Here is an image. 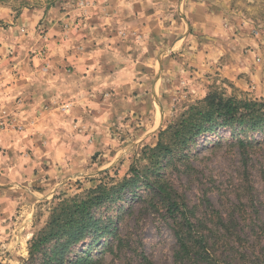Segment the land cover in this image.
Instances as JSON below:
<instances>
[{
  "label": "rangeland",
  "instance_id": "1",
  "mask_svg": "<svg viewBox=\"0 0 264 264\" xmlns=\"http://www.w3.org/2000/svg\"><path fill=\"white\" fill-rule=\"evenodd\" d=\"M92 1L95 3L0 0V90L20 79L23 91L28 90L30 95L41 93L47 78L53 87L56 82L52 77L57 81L59 78L57 70L63 65L71 69L73 60L69 57L74 50L84 48L82 42L90 34L89 24L97 27L95 31L112 28V19L105 24L107 10L96 9ZM178 1L174 0L170 13L177 14ZM191 1L198 0L186 2ZM210 1L218 3L216 9L223 18L213 21L209 39H200L190 30L193 37L189 44L213 42L223 51L219 61L210 67L203 68L188 57L191 63L186 64L185 71H162L159 62L164 57L174 59L176 53L158 48L161 39L146 41L144 48L139 41L129 40L130 52L135 53L128 58L139 62L133 66L138 74L132 73L136 76L132 79L138 78L140 83L144 78L148 83L143 88L136 86L116 93L105 86L106 80L100 75L116 73L118 78L122 73L120 57L105 53L121 41L116 39L111 44L95 37L92 50L101 54L93 56L97 62L109 63V68L95 72L92 81L98 83L99 89L91 103L87 99L80 101L73 114H69L70 105L66 104H42L36 106L35 114L31 106L34 119L42 111L60 110L68 113L67 120L62 121L60 132L44 128L45 135H37L39 141L35 142L42 149L19 152L20 165L15 174L0 177V182L6 184L0 188L1 195L11 193L9 199L0 202V264H39L41 256L29 263L28 246L45 227L53 198L82 195L110 178H114L110 181L113 185L127 176L132 165L140 170L147 162L141 159L144 147L155 146L159 131L209 91L216 89L239 99H264V0ZM89 58L90 55L89 63L94 62ZM115 61L119 67H114ZM113 67L116 71L111 70ZM11 101L13 106L22 104L21 98ZM6 105L0 101V131L19 130L25 122L32 124L30 115L28 120L22 117L27 110ZM32 133L37 134L36 130ZM187 152L161 171V179L193 212L191 219L205 237L203 258L195 255L194 246L191 259L175 260V221L169 217L161 196L141 188L136 195L126 192L121 203L95 212L96 217L111 220L116 234L108 239V246L103 241L95 245L91 253L99 258L98 264H264V134L244 138L237 133L231 135L228 129L215 128L198 137L195 146L191 144L184 153ZM3 171L8 174L7 169ZM86 244L85 240L74 247L68 258L86 249ZM99 251L101 255L96 254Z\"/></svg>",
  "mask_w": 264,
  "mask_h": 264
},
{
  "label": "crops",
  "instance_id": "2",
  "mask_svg": "<svg viewBox=\"0 0 264 264\" xmlns=\"http://www.w3.org/2000/svg\"><path fill=\"white\" fill-rule=\"evenodd\" d=\"M186 1L187 0L178 1L177 14L169 12L170 8L173 6L174 0H95V3L92 1L96 9L103 7L107 10V14H105V17H107L105 24H108L110 19H112V28H103L101 26L103 29L100 28L95 31L97 27L89 24L88 28L90 34L85 42H82L84 48L80 47L74 50L71 57H69L72 58L71 61L73 60L70 65L71 69H66L67 67L63 65L57 70L59 78L57 81L56 77H52V82H56L53 83V87L49 84V80L51 79L47 78L45 80L46 83L42 86L41 93H33V95H30L28 90L23 91L24 88L20 85V79L14 85L7 86L0 90L2 94V99L0 101L2 103H7L6 106L8 108L11 107L14 110H21L22 112L23 110H27V113L24 112L25 116H22L23 113L21 115L26 120L30 118L34 119L33 112L36 106L38 107L42 104L56 103L57 105H70L71 112L69 114H73V112L77 110L80 101L87 99L86 102L91 103L92 95H95V90L99 89L98 83L92 81L97 75L95 72H104L109 68V63L97 62L96 58L93 56H99L101 54L97 55V51L92 50L93 44H95L97 40H103L111 44L115 43L117 40L121 41L119 46L112 45L113 47H108L107 45L109 50H106L105 53L109 56L120 57L119 66L121 67L120 69L123 70L122 73L118 74V78L116 73L110 76L100 75L101 79L106 80L104 83L105 86L114 89L116 93H120L123 89L124 92L130 89L134 90L136 86L143 88L145 84L148 83L144 78H139L142 80V82H140L142 84L139 83L138 78L132 79L136 78V76H132V73H137V71L133 69V66L139 62H130L128 58L131 54L134 55L135 53V51L130 52L129 40H137L141 44V47H143L146 41L161 39V42L158 43V48H168V54L176 53L178 56H175V58H182V60L178 59L177 61L175 58L174 60L164 57L159 62V67L162 71H169L171 69L185 71L187 69L186 64L188 62L191 63L188 57L191 58V60H195V62L203 68L210 67L214 62L219 61L221 56H223V51L217 49L219 47L213 45V42H208V45H199L198 42H193V45L189 44L191 43L193 35L196 34L199 35L200 39H209L212 34L210 30L214 29L211 24L213 21L217 22V18L219 22L222 20V12L216 9L215 4L218 5L216 1L198 0L191 1L188 4ZM92 12V14L95 13V11ZM98 12L97 10L95 13L97 16ZM190 30L194 33L193 35H191ZM100 32L106 33L103 34ZM95 37L98 39L96 40ZM85 46L88 47L85 48ZM89 49L90 52H87ZM165 53H163L164 56H166ZM89 55V59H92L94 62L89 63L87 59ZM149 62L150 61L147 60L146 66H149ZM116 64L118 63L115 61L114 67H119L118 65L116 66ZM114 67L111 70L116 71ZM53 69L54 65L50 71L52 72ZM62 77L63 79H61ZM86 91L89 93L83 95ZM14 98L15 100L21 98L22 104L20 107L13 106L11 100ZM31 106L33 112L31 111ZM67 114V112H62L60 110L57 112L42 111L40 116L39 114L37 115L38 119L35 118L32 124L28 125L27 122H25L24 128H20L19 130L6 129L0 131V177H11L15 174V168L20 165L19 152H22L26 148L29 149L33 147L36 151L42 149L39 143H35L39 141L37 135H45L46 132L44 128L47 131L50 128L49 130H52L54 133L60 132V130H62V125H64L62 121L67 120ZM29 115L31 116L30 118H28ZM18 118V120H22L21 117ZM69 118L74 117L70 116ZM35 130L37 134L32 133V131ZM4 150H6L5 157L3 156ZM3 169H7L8 174H6V171H3ZM24 173H26L25 169ZM1 182L0 188L5 187L6 184ZM8 194L11 195L10 192ZM8 194L4 196L0 193L1 203L4 202L6 197H8L7 199L10 198Z\"/></svg>",
  "mask_w": 264,
  "mask_h": 264
},
{
  "label": "trees",
  "instance_id": "3",
  "mask_svg": "<svg viewBox=\"0 0 264 264\" xmlns=\"http://www.w3.org/2000/svg\"><path fill=\"white\" fill-rule=\"evenodd\" d=\"M215 128L228 129L231 135L264 134V99L249 100L227 96L216 89L188 106L173 123L158 133L153 147H144L142 160H146L140 170L132 165L127 176L113 185L110 181L100 182L82 195L73 197H55L45 227L33 236L29 242V263H34L41 256L39 264H98L99 258L92 255L98 242L115 238L111 229V220L95 216L101 208L106 209L121 203L126 192L135 193L141 188L154 190L161 196L170 218L175 221L173 233L178 244L175 260H189L191 251L202 259L206 250L201 247L205 237L186 203L161 179L165 170L176 158H183L196 139L213 131ZM243 143V140H240ZM141 175V176H140ZM55 200V201H54ZM198 228V229H197ZM87 241L86 249L74 254V247ZM100 246V245H99ZM195 246V247H194ZM49 250L50 254L46 251ZM85 253V254H83ZM102 251L96 254L101 255Z\"/></svg>",
  "mask_w": 264,
  "mask_h": 264
}]
</instances>
